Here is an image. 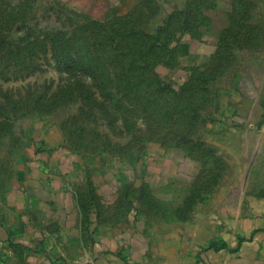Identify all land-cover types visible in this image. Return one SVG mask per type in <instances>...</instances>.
Here are the masks:
<instances>
[{
	"label": "crops",
	"instance_id": "1",
	"mask_svg": "<svg viewBox=\"0 0 264 264\" xmlns=\"http://www.w3.org/2000/svg\"><path fill=\"white\" fill-rule=\"evenodd\" d=\"M76 2L88 18L98 17L99 4L102 19L144 18L146 34L153 18L166 16L165 64L172 73L212 64L228 114L251 113L264 99V42L257 50L253 41L264 34V0ZM220 118L208 126L221 127ZM225 118L235 127L236 115ZM215 144L206 159L177 148L104 159L83 174L65 168L74 162L65 154L47 175L25 170L0 202V264H264V183L248 181L240 203L236 185L205 191L199 177L220 169L223 157Z\"/></svg>",
	"mask_w": 264,
	"mask_h": 264
},
{
	"label": "rangeland",
	"instance_id": "2",
	"mask_svg": "<svg viewBox=\"0 0 264 264\" xmlns=\"http://www.w3.org/2000/svg\"><path fill=\"white\" fill-rule=\"evenodd\" d=\"M76 1L0 0V202L25 170L47 175L65 154L74 159L65 168L85 174L104 159L177 148L206 159L215 140L223 157L199 177L205 191L236 185L240 203L248 181L264 183V99L251 113L228 114L212 64L169 70L165 29L157 39L142 32L144 18L102 19V4L88 18ZM253 41L259 47L264 34ZM220 116L221 127L208 126Z\"/></svg>",
	"mask_w": 264,
	"mask_h": 264
},
{
	"label": "trees",
	"instance_id": "3",
	"mask_svg": "<svg viewBox=\"0 0 264 264\" xmlns=\"http://www.w3.org/2000/svg\"><path fill=\"white\" fill-rule=\"evenodd\" d=\"M166 20V16H160V14L158 16H156L155 18L152 19L151 24H152V28H154L153 31H155L154 36L158 39V37L161 35L162 31L165 29L164 27V22ZM95 21V20H94ZM101 22L105 23V21ZM134 23V22H133ZM164 27V28H163ZM12 245V243H10ZM9 245V243H8Z\"/></svg>",
	"mask_w": 264,
	"mask_h": 264
}]
</instances>
